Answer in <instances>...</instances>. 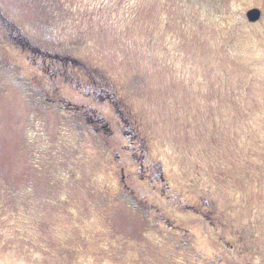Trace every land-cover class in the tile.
Segmentation results:
<instances>
[{"label": "rangeland", "instance_id": "1", "mask_svg": "<svg viewBox=\"0 0 264 264\" xmlns=\"http://www.w3.org/2000/svg\"><path fill=\"white\" fill-rule=\"evenodd\" d=\"M252 7L261 10L255 21L245 15ZM0 12L47 49L83 39L88 63L73 68L81 84L70 73L48 83L56 91H42L41 106L28 85L0 75V264H184L179 232L162 223L156 230L114 194L122 191L116 159L130 172L123 193L132 202L158 207L168 224L196 235L200 251H213L209 228L146 185L148 170L136 172L143 157L129 154L140 133L173 189L198 173L229 219L253 223L251 262L264 264V0H0ZM16 53L7 59L40 87L36 75L46 81L49 69ZM132 78L139 88L130 95L121 85ZM102 84L113 99L82 90ZM91 110L110 137L90 132L98 128ZM76 120L88 126L83 141ZM223 253L224 264H243Z\"/></svg>", "mask_w": 264, "mask_h": 264}, {"label": "flooded vegetation", "instance_id": "2", "mask_svg": "<svg viewBox=\"0 0 264 264\" xmlns=\"http://www.w3.org/2000/svg\"><path fill=\"white\" fill-rule=\"evenodd\" d=\"M14 30H16L20 36L17 35V37H14ZM18 45L19 48L17 47ZM46 46L47 44L45 41L39 40L30 33L28 34L17 23L6 21L2 12H0V75L4 77L7 76L10 78L13 77L14 84L21 87L22 89L28 85V87L30 88L28 89V91L32 93V103L37 106L42 105L40 98L42 91L46 93L49 91H56V87L54 85L49 86L48 83H51L53 80L58 79L60 76L62 78V76L66 75L67 73H70V75L76 74V70H74L73 68L81 66L82 69H86V66L88 65V63L82 56V53L86 48V42L83 39L77 38L70 41L56 43L55 45H52L49 49H47ZM16 51H20L24 54L26 53L25 56L30 55V53L32 56L33 54H35V57L37 59H35L34 61H40L41 63L43 62V64L47 67L46 69H49V71H46L48 73V77L45 78L46 81L42 80V78L39 77V74L36 75L39 78L38 80H40V87H38L34 83H30L26 75L21 70V63L16 61L11 62L7 59L6 52L12 53L14 56H18ZM52 52L53 55L51 54ZM12 54L11 56L15 58ZM100 75H103V78L105 79V81H103L105 83L106 81H110V75ZM70 77V81H72L73 76ZM99 81L100 80H94L95 83H100ZM136 81L137 80L132 78L130 84L121 85L122 89L126 88L129 91L128 93L130 95L135 93L137 88H139V84H137ZM78 84H81L80 76L78 77ZM119 86L120 85H117L116 83H111V87H109V89L115 95L116 99L120 98ZM83 89L86 91L90 89L89 92L94 94L104 95L105 93L106 97H108L109 99H113L112 92H110L108 88H104L103 84L100 87H97V91L96 87L94 86H86L83 87L82 90ZM50 98H46L47 100L44 99L43 101L45 103H48V100ZM61 101L63 102V104L65 103L68 106L67 108H73L71 106L74 103L65 100ZM44 102L42 103L44 104ZM45 106L47 107L48 105L45 104ZM52 107L55 109V106ZM91 112L94 113L96 111L91 110ZM97 112L93 115L97 117L98 128L90 132H92L94 135H99L101 137L99 131H102L105 136L110 137V134H108L110 133L108 132V123L106 122L103 115ZM94 116L91 117L93 118ZM123 121L124 119L120 117L119 122H121V127L123 126ZM75 122H77V124L73 125L75 127L73 128V132L76 131V134L78 135L79 139L82 140L84 129L88 130V126L82 128L80 126L81 122L77 120ZM140 125L143 126V122L139 124V128ZM106 127L107 131H105ZM121 132V134L124 136V139H127V137L125 138L124 132ZM139 138L144 140V136H142L141 133L139 135ZM143 140L134 144L129 154L132 156L133 161H136V152H140L143 157L141 163H139L140 165L135 166L136 172L141 168L143 170L144 168L145 170H148L149 173L147 174V176L149 177V179L148 182H145L146 185H150L152 186V188H155L161 198L165 200V202L168 203L170 201L171 205L175 203L174 206H177V210L182 211L183 209H185L186 212L182 214L198 218L209 228L212 236L216 240V244L213 246V251H211L209 254H204L202 251H200L195 245L196 235L187 228H183L178 225L174 226L173 224H168L169 220L161 213L158 207L154 205H151L152 207H150V205L145 202V200H142V205L147 206L148 208L144 209L132 202L129 196L123 193V189L129 188L128 184L124 180L126 176L130 174V172L124 171V166L120 165V159H116L114 167L116 170L118 191H120L121 189L122 191H120L119 193L114 192V194H116L123 202H125L126 206L130 207L133 211L138 210L141 213H145L142 214L145 216V220L149 221V224L152 225L156 230H165L163 227H160L159 223H162L164 226H167L168 229L173 228L176 232H179V237H174L175 243H173L175 248L183 251L182 261L184 264H224L225 256L223 252L225 251L235 254L236 257H240L243 261V264H254L251 262V260L254 258L253 254L256 251L253 240V223L251 221H247L246 223L242 224L236 223L235 221L233 222L230 210H222L219 207L218 203H216V201L211 198L209 194V189H207L206 187L202 188L199 186L200 177L197 176L198 173L189 177L188 183L186 184L187 188L182 190L173 189L164 176L162 162L158 159L152 158L150 147L148 144L142 143ZM114 155L118 158V151H116ZM144 160L148 161V163L146 162V164H144ZM139 179L144 182V176L140 177ZM151 183H153V185H151ZM135 195L137 196L138 194ZM101 201L102 203H106L108 201L107 196H103L101 198ZM168 233L169 231H166L165 235L163 236L165 238H168Z\"/></svg>", "mask_w": 264, "mask_h": 264}, {"label": "water", "instance_id": "3", "mask_svg": "<svg viewBox=\"0 0 264 264\" xmlns=\"http://www.w3.org/2000/svg\"><path fill=\"white\" fill-rule=\"evenodd\" d=\"M245 15H246L248 20L255 21V20L260 18L261 11L258 7H252L246 11Z\"/></svg>", "mask_w": 264, "mask_h": 264}]
</instances>
